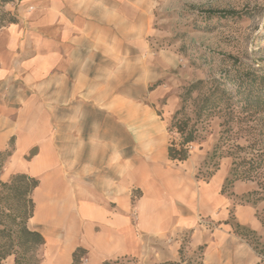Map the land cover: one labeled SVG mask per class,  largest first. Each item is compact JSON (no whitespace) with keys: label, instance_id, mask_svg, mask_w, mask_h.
<instances>
[{"label":"crops","instance_id":"1","mask_svg":"<svg viewBox=\"0 0 264 264\" xmlns=\"http://www.w3.org/2000/svg\"><path fill=\"white\" fill-rule=\"evenodd\" d=\"M152 3L5 7L18 21L0 28V151L12 150L0 177L39 180L29 226L45 239L40 264H73L77 247L88 249L84 264L173 262L185 241L188 253L205 246L203 264L261 261L226 221L228 160L204 181L196 176L204 153L185 162L167 155V126L180 103L175 87L157 82L164 62L148 42ZM256 213L241 204L234 215L264 239Z\"/></svg>","mask_w":264,"mask_h":264},{"label":"trees","instance_id":"2","mask_svg":"<svg viewBox=\"0 0 264 264\" xmlns=\"http://www.w3.org/2000/svg\"><path fill=\"white\" fill-rule=\"evenodd\" d=\"M11 1L0 0V28L18 21L5 10ZM216 120L220 121L219 139L200 169L202 173V168H206L205 180L217 172L223 157L235 159L238 152L244 149L253 152L264 139V71L261 66L237 62L231 68L221 70L218 75L196 80L186 86L181 95V106L172 115L168 127L169 159L187 161L193 145L205 142ZM244 135L249 139L247 146L238 144V137ZM11 155L9 148L0 151V172ZM208 159L215 161L212 163ZM262 164L263 150H257V155L240 163L235 160L221 187L222 193L233 195L235 183L254 179ZM11 176L8 180L0 177V264H40V250L45 239L39 230L29 226L35 212L33 191L39 180L24 172H15ZM233 232L251 244L258 255L264 253V242L256 231L236 222ZM184 249L183 244L181 260L160 264H203L205 246H200L194 252L198 255L196 263L192 258L185 259ZM87 255L88 249L77 247L72 253L73 264H84ZM101 264H134V260L121 257L104 260Z\"/></svg>","mask_w":264,"mask_h":264},{"label":"rangeland","instance_id":"3","mask_svg":"<svg viewBox=\"0 0 264 264\" xmlns=\"http://www.w3.org/2000/svg\"><path fill=\"white\" fill-rule=\"evenodd\" d=\"M152 2L148 42L150 51L164 62L163 69L159 68L164 75L157 82L165 85L169 83L175 87L180 106L181 95L189 83L209 79L218 75L221 70L231 68L237 62L254 67L261 66L264 71V0H152ZM161 108L162 105L157 108L160 114ZM170 122L171 118L167 129ZM219 123V120L214 121L212 131L207 135L205 142L196 143L191 149L193 154L197 155L200 152L205 154L196 169V176L200 180L206 181L203 177L206 168H202V173L200 169L219 139ZM168 138L169 143L170 135ZM248 141L245 135L238 137V144L247 146ZM257 150L264 152V139L253 152L251 149H244L238 152L235 159L231 156L223 157L220 166L223 160L227 159L230 170L235 160L240 163L250 159L257 155ZM33 152L31 151L30 157ZM208 160L212 163L215 161ZM259 170L254 179L237 182L239 183L237 191L240 193L236 191L237 183L233 186V195L224 193L233 202L230 217L226 220L231 223L233 230L236 224L235 208L241 204L256 206V216L264 224L263 164ZM244 185L247 190L241 191ZM257 236L260 237L258 234ZM261 241L264 242V239ZM194 252L188 253L184 250L185 259L192 258L196 263L198 255ZM258 256L261 257L260 263L264 262V253ZM129 259L134 260V264H143L145 261L142 257Z\"/></svg>","mask_w":264,"mask_h":264}]
</instances>
